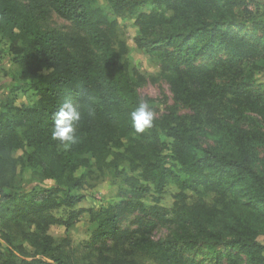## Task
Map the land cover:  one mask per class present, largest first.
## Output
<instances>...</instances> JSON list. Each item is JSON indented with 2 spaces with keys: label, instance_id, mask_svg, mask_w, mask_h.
Listing matches in <instances>:
<instances>
[{
  "label": "trees",
  "instance_id": "obj_1",
  "mask_svg": "<svg viewBox=\"0 0 264 264\" xmlns=\"http://www.w3.org/2000/svg\"><path fill=\"white\" fill-rule=\"evenodd\" d=\"M146 2L177 10L169 19L136 18V42L156 54L173 102L137 133L130 114L142 99L97 0H0V34L15 54L22 88L35 97L0 110V212L38 228L26 235L34 251L23 264H64L45 228L57 222L53 208L83 200L73 174L94 165L118 176L128 196L89 211L98 253L88 264H264V85L256 81L264 71V17L255 13L264 0L113 4L132 10ZM53 16L64 25H51ZM65 99L81 114L78 142L68 150L51 137L52 114ZM15 149L54 180L39 198L11 191ZM169 183L178 189L172 206L145 207L141 199ZM129 215L134 227L121 228ZM160 226L167 232L156 238Z\"/></svg>",
  "mask_w": 264,
  "mask_h": 264
},
{
  "label": "rangeland",
  "instance_id": "obj_2",
  "mask_svg": "<svg viewBox=\"0 0 264 264\" xmlns=\"http://www.w3.org/2000/svg\"><path fill=\"white\" fill-rule=\"evenodd\" d=\"M114 0H97L98 6L103 9L105 16L114 26L108 30L107 34L111 38L117 51L122 53L121 60L128 63L130 76L135 88L142 99L147 101L154 115L165 112L168 105L173 102V95L169 83L160 71L159 60L154 53L147 52L136 42V37L140 34V27L136 21L140 13L163 14L167 19L171 18L177 10L172 7H163L161 10L151 2L137 5L134 9L124 7L122 10L114 7ZM253 9L252 7H249ZM256 15L264 17V9L259 6L255 10ZM51 25L63 26L64 22L56 17L48 18ZM251 32L257 30L249 28ZM15 54L9 48V41L0 34V110L10 101L13 104L30 105L34 103L35 97L31 90H24L18 80V65L14 58ZM258 84L264 85V71L258 74L256 79ZM186 107L181 106L185 111ZM15 160V182L11 191L18 195L37 194L42 196L43 189L54 185V180L42 176L36 168H31L22 162L24 153L21 149L12 152ZM125 165V164H124ZM123 165V166H124ZM73 176L81 179L80 186L73 188L76 194H82L83 200L73 207L64 205L56 206L52 209L51 215L57 219L45 228V234L54 239V244L61 246L64 264H88L93 261L94 254L98 251L90 243L91 232L95 228V223L90 219V210H98L109 204L116 203L127 197L126 187L118 176H113L107 168L93 166V170L79 168ZM152 187V186H151ZM178 192L173 183H169L161 194L153 189L141 199L145 207L152 205L169 208L174 202V195ZM75 216L71 217V212ZM15 220L18 225L14 223ZM133 216L129 215L123 219L120 226L134 227L130 225ZM69 221V224L66 222ZM27 220L20 216L5 211L0 212V253L1 261L6 258L13 259L16 264H23L24 260H31L29 253H33L34 246L27 238V233L36 231L34 225L27 226ZM19 225H22L21 229ZM167 232V228L160 226L154 229L153 234L157 238ZM263 240V237L259 238ZM223 259V258H222ZM222 261V260H221Z\"/></svg>",
  "mask_w": 264,
  "mask_h": 264
},
{
  "label": "clouds",
  "instance_id": "obj_3",
  "mask_svg": "<svg viewBox=\"0 0 264 264\" xmlns=\"http://www.w3.org/2000/svg\"><path fill=\"white\" fill-rule=\"evenodd\" d=\"M130 116L137 133H143L147 128H150L154 119V113L147 101H141ZM80 118L81 114L71 99H65L58 110L52 114L51 137L53 140L59 141V146L64 150L70 149L73 144L78 142L75 123Z\"/></svg>",
  "mask_w": 264,
  "mask_h": 264
}]
</instances>
